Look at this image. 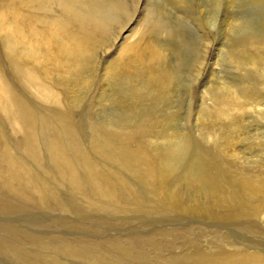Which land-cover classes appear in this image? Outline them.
I'll return each instance as SVG.
<instances>
[{
	"label": "rangeland",
	"instance_id": "rangeland-1",
	"mask_svg": "<svg viewBox=\"0 0 264 264\" xmlns=\"http://www.w3.org/2000/svg\"><path fill=\"white\" fill-rule=\"evenodd\" d=\"M0 1L1 5L3 1L8 0ZM120 1L129 14L120 13V19L110 27L107 43L109 44L113 37L115 43L106 54L100 53L102 49L95 50L90 69L83 75L84 78L87 77L85 89L79 91L72 99L65 95V100L59 104L37 102L29 92L31 90L23 86V81L20 83L19 73L11 65L16 50L12 46L11 49H5V41L2 39L7 37L0 26V74L8 81L12 102L20 107L18 102L21 98L27 107L30 106L28 110L33 112L30 113V118L33 114L34 123L33 129L24 126V130L23 125L27 123L25 117L18 127L11 122V113L9 115L0 110V264H212L214 257L223 256L227 259L230 255H259L264 258V177H261L264 176V63L259 61L256 67L248 63L249 58L254 55L256 58H264L262 45L260 50L256 49L259 45H251L252 42L248 39V36L256 33L255 36L258 37L264 32V0H234L233 6L228 8V0ZM135 19L137 22H134ZM156 20H160L164 30L152 27ZM125 21H128L127 24ZM130 27L132 29H129ZM133 27L137 30L131 32L135 29ZM139 27L140 30L142 28L141 31ZM127 34L131 36L126 43L146 34L150 37L154 35L156 40H162L160 37L166 35L164 40L158 41L165 43L163 41L167 39V56L159 67L161 72L170 75L167 90L145 92L142 96L134 98L129 96L132 91L129 87H133L134 83L130 82L131 85L127 86L122 79L103 80V68L112 65L113 61L110 59L113 60L118 53V50L114 51L122 43L120 36ZM10 51L12 55L9 54ZM8 57L11 58L10 61ZM232 92L238 97H242V93L248 95L249 98L245 95L244 98L239 97V100L248 106L241 111H228L225 116L219 115L220 103L228 100ZM77 97H80L79 100ZM40 103L50 107L44 108V104L42 109ZM54 105H59L60 108ZM59 109L67 116L58 114L64 117V120L57 115V112L61 113ZM16 126L20 130L17 131ZM30 130H33L32 134L28 135ZM30 136L32 138H29ZM124 137L125 140L128 138L126 141L130 140L129 143L122 139ZM102 138L107 140L104 141L106 146ZM28 139L32 142H28ZM119 139L117 146L121 149L124 145V152L121 151L127 153L125 156L122 152L118 153L120 149L115 148V142ZM122 140L125 143L121 144ZM127 143L131 148L129 145V149L125 146ZM107 145L109 148L112 146V152L108 151L110 149ZM114 149L117 152H114ZM99 151L101 154L104 152L105 156H101ZM128 151L133 155L139 151H147L146 164H142L139 159L137 162L141 163H134L136 158H132L133 155ZM230 151H233V154L229 153ZM86 154L89 159H86ZM63 155L67 157L68 162ZM7 156L11 163L14 161V164L19 166L18 169L24 167L25 175L19 189H12L7 182L10 168L6 163L9 160L4 158ZM90 159L93 160L89 162ZM121 159L125 163H119ZM60 160L63 162H59ZM78 161H81L82 166L77 165ZM129 161L134 163V166ZM171 161L173 163H169ZM69 168L76 172L78 168L79 179L76 172L74 175ZM89 168L93 171L97 168L95 173L102 177L98 178L97 174L94 177V172ZM227 169L229 173L226 172ZM86 170L91 171V174ZM128 171L130 173H127ZM113 172L118 175H113ZM150 172H153L152 175ZM83 173L85 176L93 175L94 178L85 177ZM108 174L116 176L113 178L110 175L108 178ZM147 175L150 178L146 177ZM16 176L20 177L21 174ZM182 176H186V181ZM69 177L80 180H77V184L81 182L83 188H80V185L74 187V183L72 186V181L68 183ZM117 177L119 182H113ZM86 178L91 179L90 184H86L88 187L84 185L89 181ZM104 178L111 181L106 182ZM242 180L245 181L244 185H241ZM109 182L116 184L110 185ZM102 183L106 187L104 189L109 188L112 193L103 191ZM94 184L97 188H94ZM219 186H223L222 189ZM98 188L102 190V194ZM253 188L257 189L258 193ZM95 189L99 192L96 193ZM78 190L83 193L79 191L82 196L77 193ZM113 190H116L117 195L113 196ZM152 191L157 192L158 196ZM103 193H107L108 197H103ZM84 194H87L90 201L84 198ZM150 194L159 198H153ZM109 196L114 197L113 200ZM105 198L106 200H101ZM115 200L118 201L115 203ZM168 203L173 206L169 207ZM177 203L180 205L176 206ZM181 207L183 208L180 211ZM192 208L196 210L194 214L197 212L195 215L192 214Z\"/></svg>",
	"mask_w": 264,
	"mask_h": 264
},
{
	"label": "bare ground",
	"instance_id": "bare-ground-1",
	"mask_svg": "<svg viewBox=\"0 0 264 264\" xmlns=\"http://www.w3.org/2000/svg\"><path fill=\"white\" fill-rule=\"evenodd\" d=\"M3 1V0H2ZM136 1V0H135ZM138 1V0H137ZM176 1V0H175ZM185 1V0H184ZM220 1V0H219ZM1 2V1H0ZM126 2V1H125ZM173 2V1H172ZM221 2V1H220ZM138 3V2H137ZM228 4L227 8L228 7H231L233 6V3H234V0H228V2H226ZM225 3V4H226ZM253 3V2H252ZM261 3V2H260ZM264 3V2H263ZM175 4V3H174ZM183 4V3H182ZM185 4V3H184ZM262 4V3H261ZM198 5V4H197ZM138 6V5H137ZM207 6V5H206ZM171 7V6H169ZM199 7V6H198ZM214 7V6H213ZM226 7V6H225ZM138 8V7H137ZM154 8V7H153ZM210 8V7H209ZM226 8V9H227ZM159 9V8H158ZM216 9V8H215ZM214 9V10H215ZM218 9V8H217ZM255 9V8H254ZM264 9V8H262ZM203 10L205 11V9L203 8ZM148 11V10H147ZM187 11V10H186ZM158 12V11H157ZM227 12H229L227 10ZM120 13L122 15L124 14H129L127 13V11L125 10V6L124 4L122 3V1L120 0H8V1H3L0 5V26H1V29L2 31L4 32V34L6 35V39H2L4 40L5 44V49H11V46L13 48H15L16 52H15V55H13V62L11 63V65L13 66V68L16 69V71L19 73V76H20V83H22L21 81H23V86H25L27 89L31 90L29 91L30 93L33 94V96L35 97V100L37 102H46V103H55V104H59L60 102H62V100L64 99L65 100V95L67 97H70V99H72L74 97V95H76L79 91H82L83 89H85L86 87V82H87V77H83L84 73L87 72L89 69H90V66H91V59L94 55V52L95 50L97 49H102L100 53L102 54H106L109 50V48H111V46L115 43V37H113L111 39V42L108 44L107 43V39L109 36V30H110V27L112 24H114L116 21H118V19H120L119 15ZM124 13V14H123ZM146 13V12H145ZM152 13V12H151ZM263 13V12H262ZM144 14V13H143ZM149 14V13H148ZM154 15L157 14V13H153ZM205 14V13H204ZM146 16V15H145ZM157 16V15H156ZM155 16V17H156ZM230 16V15H229ZM119 17V18H118ZM126 17V16H124ZM131 17V16H130ZM151 17V16H150ZM133 18V17H131ZM148 18V17H147ZM152 18H154V16H152ZM204 18V16H203ZM129 19V18H128ZM126 19V20H128ZM141 19V18H139ZM161 19V18H160ZM163 19V18H162ZM255 19V18H254ZM253 19V20H254ZM142 20V19H141ZM145 20V19H144ZM143 20V21H144ZM150 20V18H149ZM155 20V19H154ZM130 21V20H129ZM137 22V20L135 19L134 22ZM126 22V21H125ZM128 22V21H127ZM126 22V24H127ZM132 22V21H131ZM152 22V21H151ZM173 22V21H172ZM236 22V21H235ZM240 22V21H239ZM238 22V23H239ZM264 22V21H263ZM117 23V22H116ZM142 23V22H141ZM139 23V24H141ZM160 20H156L153 24L152 27H158L160 28V30H164L162 28V25H160ZM243 23V22H242ZM245 23V22H244ZM125 24V25H126ZM138 24V23H137ZM169 24V23H168ZM224 24V23H223ZM227 24V23H226ZM247 24V23H246ZM259 24V23H258ZM118 25V24H117ZM144 25V24H143ZM203 25V24H202ZM228 25V24H227ZM250 25V23H249ZM124 26V25H122ZM133 26V25H131ZM137 26V25H136ZM135 26V27H136ZM140 26V25H139ZM164 26V25H163ZM233 26V24H232ZM237 25H235V28H236ZM241 26V25H240ZM260 26V25H259ZM263 26V24H262ZM133 27V28H135ZM141 27V26H140ZM140 27H139V30H140ZM214 27V26H213ZM242 27V26H241ZM245 27V26H244ZM264 27V26H263ZM138 29V27H136ZM133 29V31L131 32H134V30H137V29ZM153 28V29H154ZM249 28V27H248ZM252 28V27H251ZM260 28V27H259ZM121 29V28H120ZM129 29H132L131 27ZM239 29V28H238ZM254 29V28H253ZM118 30V29H117ZM142 30V28H141ZM140 30V31H141ZM159 30V31H160ZM251 30V29H250ZM158 32V29L156 30ZM171 31V30H169ZM2 32V33H3ZM114 32V31H112ZM138 32V31H137ZM136 32V33H137ZM242 32V31H241ZM252 32V31H251ZM256 32V31H255ZM1 33V34H2ZM134 33V34H136ZM140 33V32H139ZM150 33V31H149ZM152 33V32H151ZM173 33V32H172ZM238 33V32H237ZM254 33V32H253ZM122 34V32H121ZM126 34V33H125ZM138 34V33H137ZM160 34V33H159ZM162 34V33H161ZM251 34V33H250ZM124 35V34H123ZM144 35V34H143ZM153 35V34H152ZM164 35V34H163ZM163 35L160 37L162 38V40H164L163 38L166 37H163ZM255 35H257L255 33ZM255 35H251L250 37L248 36V39H250L249 41L252 42L251 45H259V47L257 46L256 49H259L260 50V45H262V50H264V32L261 33L260 36H255ZM4 36V35H3ZM2 36V37H3ZM130 36L131 35H126V36H123L121 37L120 36V40L122 41L121 44H117L118 45V49H112L115 50L114 52H116L118 50V53L116 54V56L112 59H110V61H113L112 62V65L110 67H105L103 68V80H107V79H122L123 83L125 82V84L127 83V86H129L128 84H130V82L134 83L133 87H129L132 89L131 93L129 94L130 97H140V95L142 96L143 94H145V92H163L165 90H167V86H169V82L168 80L169 79V76L168 74H166L165 72H161L159 70V67L161 64H163L165 62V58L167 56V52H168V49H167V39L163 42L165 43H161L159 41H162L161 39H154V35L152 37H150V35L146 34V36H141L140 38H136L137 40L133 41V42H130V43H126L129 39H130ZM157 36V35H156ZM157 36V37H158ZM244 36V35H243ZM5 37V36H4ZM138 37V36H137ZM158 37V38H159ZM176 37V36H175ZM156 38V37H155ZM247 39V38H245ZM207 40V39H206ZM258 42H256V41ZM119 41V40H118ZM169 42V41H168ZM120 43V42H119ZM172 43V42H171ZM243 43V42H242ZM169 44V43H168ZM250 44V43H248ZM2 45V44H1ZM174 45V44H173ZM177 45V44H176ZM175 45V47H176ZM8 46V47H7ZM220 46V45H219ZM244 46V45H243ZM248 46V45H247ZM256 47V46H255ZM12 48V49H13ZM115 48V47H114ZM173 48V47H172ZM249 48V46H248ZM254 48V47H253ZM1 49V48H0ZM4 49V48H3ZM205 49V48H204ZM8 51V50H7ZM171 51V50H169ZM174 51V50H172ZM171 51V52H172ZM257 51V50H256ZM258 52V51H257ZM7 53V52H6ZM11 53V51L9 52V54ZM256 53V52H255ZM261 53V52H259ZM111 54V53H110ZM264 54V53H263ZM5 55H8V54H5ZM12 55V54H10ZM255 56V55H254ZM251 57L249 58V62L250 65H258V62H263L264 63V58H261L259 55L258 58L256 57ZM264 56V55H263ZM262 56V57H263ZM11 57V56H10ZM111 57V56H110ZM15 58V60H14ZM108 57H106L107 59ZM9 61L11 58H9ZM104 59V58H103ZM109 59V58H108ZM96 60V59H95ZM12 61V60H11ZM262 64V63H261ZM264 65V64H262ZM162 66V65H161ZM254 67V66H253ZM259 67H260V63H259ZM1 69V68H0ZM176 69V68H175ZM1 71V70H0ZM110 71V72H109ZM2 72V71H1ZM16 72V73H17ZM91 73V72H90ZM111 73V74H110ZM165 73V74H163ZM101 74V75H102ZM196 74V73H195ZM101 78V77H100ZM203 79V78H202ZM100 80V79H99ZM117 81V80H116ZM8 81H5V78L3 77V74H0V110H3V112H7L9 115L12 114V120L11 122L14 123V125H17L18 127L21 126V120L25 117V119H27V121L25 120V125H23V129H24V126L25 128L27 129H33V114L30 118V113H33L32 111H29L28 107L30 106H26L24 104V101L20 98V107H17L16 103L12 102V92H11V89L9 88V85L7 83ZM102 82V81H101ZM121 83V82H120ZM113 84V83H112ZM110 85V84H109ZM115 85V84H114ZM131 85V84H130ZM113 86V85H112ZM122 86V85H120ZM21 87V86H20ZM88 87V86H87ZM109 88V87H108ZM167 88V89H166ZM233 88V87H232ZM21 90V89H20ZM25 90V89H24ZM105 90V89H104ZM22 91V90H21ZM103 91V90H102ZM124 91V90H123ZM85 92H83L84 94ZM231 93V92H230ZM239 93V92H238ZM236 93V94H238ZM16 94V93H15ZM23 94V93H22ZM79 94V93H78ZM91 94V93H90ZM125 94V93H124ZM167 94V93H166ZM245 95V93H242ZM26 95V94H25ZM232 96L229 97L228 100L220 103V110H219V115H226V113L228 111H241L245 108V106H248V105H245L242 101H240L239 99H241L242 97L244 98V95H239V98L238 95H235V93L232 92L231 94ZM248 95H245V97L247 98ZM33 97V98H34ZM76 97V96H75ZM78 98V97H77ZM80 98V97H79ZM78 98V100H79ZM101 98V97H99ZM127 98V97H126ZM228 98V97H227ZM249 98V96H248ZM129 99V98H128ZM138 99V98H137ZM69 100V99H68ZM249 100V99H247ZM35 101V102H36ZM243 101L245 102L246 100L243 99ZM244 105H243V104ZM249 102H247L248 104ZM41 104V103H40ZM45 104V103H44ZM43 104V105H44ZM77 104V103H76ZM136 104V103H135ZM134 104V105H135ZM140 104V103H139ZM38 105V104H37ZM42 104L40 105L43 106ZM47 104H45L43 107L44 108H47V107H50V106H46ZM129 105V104H128ZM251 104L249 103V106ZM35 106V105H34ZM54 106H57V105H54ZM59 106V105H58ZM57 106V107H58ZM39 107V105L37 106V108ZM42 108V107H41ZM60 108V107H58ZM43 109V108H42ZM32 110V109H31ZM46 110V109H45ZM61 111V109H59ZM39 111L41 112L40 108H39ZM44 111V110H43ZM52 111V110H50ZM48 111V113L50 112ZM58 111V110H56ZM53 112V111H52ZM6 113V114H7ZM11 113V114H10ZM39 113V112H38ZM47 113V115H48ZM53 113H56V112H53ZM95 113V112H94ZM4 114V113H3ZM44 114V112H42V115ZM60 114L61 116L64 115V117H67L65 116V114L61 111V113L57 112V115ZM40 115V114H39ZM54 115V114H53ZM56 115V114H55ZM59 116V115H58ZM50 117V115H49ZM60 117V116H59ZM58 117V119H59ZM64 117H60L61 119H63ZM53 118V117H52ZM55 118V117H54ZM53 118V119H54ZM70 119V118H69ZM217 119V118H216ZM36 120V119H35ZM40 120V119H39ZM60 120V119H59ZM64 120V119H63ZM41 121V120H40ZM10 123V124H12ZM13 125V126H14ZM53 125V124H52ZM17 126H16V129H17ZM15 127V126H14ZM60 128V127H59ZM22 129V127H21ZM26 129V132L28 131ZM70 129V128H69ZM20 130L17 129V131ZM25 130V129H24ZM65 130V129H64ZM33 131V130H32ZM32 131L30 130V132H28V135L32 134ZM27 134V133H26ZM111 137V136H110ZM29 138H32L31 136ZM71 138V137H70ZM108 138V137H107ZM106 138V139H107ZM104 139V138H102ZM109 139V138H108ZM111 139V138H110ZM109 139V140H110ZM125 140V137L122 138ZM128 138H126L127 140ZM34 140V139H33ZM95 140V139H94ZM108 140V141H109ZM124 140L121 141V144L122 143H125V142H128L125 140V142H123ZM28 142L31 141L30 139L27 140ZM104 141H107V140H103V144H104ZM113 141V140H112ZM115 141V140H114ZM119 140H116V146H117V142H119ZM27 142V143H28ZM32 142V141H31ZM54 142V141H53ZM52 142V143H53ZM96 142V141H95ZM108 143V142H107ZM111 143V141H110ZM126 144L125 146L130 147V144ZM133 143V142H132ZM136 145H137V142H135ZM97 144V143H96ZM112 144V143H111ZM140 144V143H139ZM142 144V143H141ZM57 145V144H56ZM99 145V144H98ZM106 146V143L104 144ZM144 145V144H143ZM145 145H147L145 143ZM228 145V144H227ZM95 146V145H93ZM103 146V145H102ZM109 145H107L108 147ZM115 148H119V145ZM124 146V145H122ZM121 146V149L118 151V153L120 154V152H122L123 148ZM134 148H137L135 147ZM128 147V149H129ZM228 147V146H227ZM60 148V146H59ZM62 148V147H61ZM104 148V146H103ZM106 148V147H105ZM109 148V147H108ZM107 148V149H108ZM112 148V146L110 147ZM109 148V149H110ZM131 148V147H130ZM144 148V147H142ZM54 149H55V146H54ZM99 149V148H98ZM102 149V147H101ZM113 149V148H112ZM112 149L108 150V151H111ZM133 149V147H132ZM139 149V148H138ZM145 149V148H144ZM103 150V149H102ZM122 150V151H121ZM126 150V149H125ZM134 150V149H133ZM137 150V149H136ZM135 150V151H136ZM140 150V149H139ZM143 150V149H142ZM147 150V149H146ZM226 150V149H225ZM105 151V150H104ZM134 151V152H135ZM145 151V150H144ZM141 153L139 151L136 152L137 154H132L130 151H128V153L130 152L133 156L136 158V160L134 161V163L137 162V160H142L141 162H143L142 164H146L145 160H146V152ZM175 151V150H174ZM95 152V151H94ZM103 152V151H102ZM107 152V150H106ZM112 152V151H111ZM114 152H117L115 151L114 149ZM113 152V153H114ZM124 152V151H123ZM122 154L126 155L127 153H123ZM172 152V151H171ZM233 154V151H230L229 153ZM64 153L65 155L68 156V154H66L67 152L64 150ZM99 153L101 154V151H99ZM173 153H176V152H173ZM60 154V153H59ZM63 154V153H62ZM85 154V153H84ZM83 154V155H84ZM96 154V153H95ZM104 154V152L101 154V156ZM109 154V153H108ZM117 157L118 155L116 153H114ZM121 154V155H122ZM237 154V153H236ZM79 154H77L78 156ZM82 155V153L80 154V156ZM111 155V154H110ZM124 155V156H125ZM155 155V154H154ZM171 155V154H169ZM75 156V154L73 155ZM79 156V157H80ZM87 156V154H86ZM105 156V155H103ZM120 156V155H119ZM173 156V155H172ZM231 157V155H229ZM62 157V156H61ZM63 157L65 158L66 156L63 155ZM62 157V158H63ZM78 157V158H79ZM84 157V156H83ZM88 157V156H87ZM108 157V155L106 156ZM121 157V156H120ZM148 157V156H147ZM151 157V156H150ZM153 157V156H152ZM168 157H171V156H168ZM201 157V156H200ZM5 159L9 160L8 159V156L7 157H4ZM63 158V160H64ZM70 158V157H68ZM76 158V157H75ZM104 158V157H103ZM122 158V157H121ZM164 158V157H161V159ZM53 159V157H52ZM66 161L68 162L67 160V157L65 158ZM80 159V158H79ZM86 159H89L86 158ZM113 159V158H112ZM117 159V158H116ZM115 159V160H116ZM119 159V158H118ZM128 159H131V158H128ZM127 159V160H128ZM160 159V160H161ZM173 159V158H172ZM239 159V158H238ZM59 160V159H58ZM76 161L78 160L77 158L75 159ZM81 160V159H80ZM93 160V159H92ZM91 159L88 160L89 162L92 161ZM108 160H109V157H108ZM124 160H125V157H124ZM132 161L134 159H131ZM130 160V161H131ZM62 160H60L59 162H61ZM82 161V160H81ZM80 161V162H81ZM86 161V160H85ZM122 159L119 163H122ZM129 161V162H130ZM150 161V159H149ZM153 161V160H152ZM164 161V160H163ZM63 162V161H62ZM61 162V163H62ZM66 162V163H67ZM79 162V161H78ZM79 162V164L77 165H80L81 163ZM111 162V161H110ZM127 162V163H129ZM141 162H137V163H141ZM220 162V161H219ZM5 163V162H4ZM6 163H8V165H10V168H9V171H8V179H7V182L8 184L11 186L12 189H19V185L22 181V177H24L25 174H23V168L24 167H20V169H18L19 166L15 165L14 164V161L11 163V161H7ZM55 163V162H54ZM65 163V165H66ZM123 163H125L123 161ZM132 163V162H130ZM134 163L133 166H134ZM148 163V162H147ZM151 163V162H150ZM150 163L148 165H150ZM154 163H155V160H154ZM161 163V162H160ZM169 163H173L172 161L169 162ZM230 163V162H229ZM18 164V163H17ZM60 164V163H59ZM87 164V163H85ZM84 164V165H85ZM91 164V163H90ZM89 164V165H90ZM93 164V163H92ZM96 164V163H95ZM107 164V163H106ZM111 164V163H110ZM131 164V166H132ZM164 162L162 163V166ZM64 165V163H63ZM94 165V164H93ZM104 165V164H103ZM123 165V164H121ZM130 165V164H129ZM138 165V164H137ZM136 165V168H138V166ZM161 165V164H160ZM167 165V164H165ZM214 165V164H213ZM58 166V165H57ZM69 166H71L69 164ZM68 166V167H69ZM82 166V164H81ZM91 166V165H90ZM124 166V165H123ZM127 165L125 164V168ZM146 167H148L147 165H145ZM159 166V165H158ZM161 166V167H162ZM171 166V165H169ZM173 166V165H172ZM195 166V165H194ZM220 166V165H219ZM8 167V166H7ZM86 167V166H85ZM87 167H89L87 165ZM94 167V166H93ZM92 167V168H93ZM198 167V166H197ZM215 167V166H214ZM66 168V167H65ZM74 170L75 168L72 167ZM72 168H69L70 171ZM92 168H89L92 172H94V177H95V174H97V172L95 173V171H97L95 169V171L92 170ZM129 168V167H128ZM131 168V167H130ZM133 168V167H132ZM149 168V167H148ZM158 168V167H156ZM192 168V167H191ZM194 168V167H193ZM213 168V167H212ZM219 168V167H218ZM72 169V171H73ZM87 169V168H86ZM141 169V168H139ZM150 169V168H149ZM152 169L155 170V168L152 167ZM173 169V168H172ZM171 169V170H172ZM184 169V168H183ZM206 169V168H205ZM26 170V169H25ZM128 170V169H127ZM132 170V169H131ZM136 170V169H134ZM151 170V169H150ZM166 170V169H165ZM168 170H169V167H168ZM196 170V169H195ZM226 170V169H225ZM229 169H227L226 172H228ZM239 170V169H238ZM59 171H61L59 169ZM88 171V170H86ZM91 171H88V174L90 172L91 174ZM106 171V170H105ZM126 171V170H125ZM143 171L145 172V170L143 169ZM159 171V170H158ZM163 171V170H162ZM161 171V172H162ZM167 171V170H166ZM232 171V169H231ZM69 172V171H68ZM76 172V171H73V173ZM85 172V171H84ZM103 172V171H102ZM100 172V173H102ZM136 172V171H134ZM165 172V171H163ZM174 172V171H173ZM211 172V171H210ZM220 172V171H219ZM230 172V171H229ZM228 172V173H229ZM6 173V172H5ZM21 174L20 177L16 176V174ZM78 168H77V172H76V175L78 174ZM98 173H99V170H98ZM104 173V172H103ZM107 173V172H106ZM110 173V172H108ZM112 173V172H111ZM127 173H130L129 171ZM133 173V172H132ZM140 173V172H138ZM149 173V172H148ZM146 173V174H148ZM151 175L153 172H150ZM161 176V173L158 172ZM167 173V172H166ZM222 173V172H221ZM225 173V172H223ZM243 173V172H242ZM68 174V173H66ZM84 174V173H83ZM82 174V175H83ZM87 174V172L85 173ZM84 174V176H85ZM93 174V173H92ZM116 174L113 172V175ZM156 174V173H155ZM165 174V173H164ZM163 174V175H164ZM168 174V173H167ZM176 174V173H175ZM187 174V171L186 173ZM195 174V173H194ZM210 174V173H209ZM216 174V173H215ZM232 174V173H231ZM75 175V173H74ZM98 175V174H97ZM104 176H106V174H103ZM111 176H113L112 174H110ZM110 175L108 174V178H110ZM118 175V173L116 174ZM115 175V176H116ZM149 175V176H151ZM204 175V174H203ZM206 175V174H205ZM211 175V174H210ZM224 175V174H223ZM228 175V174H227ZM236 175V174H235ZM234 175V176H235ZM243 175V174H242ZM241 175V176H242ZM257 175V174H255ZM263 175V174H262ZM70 176V175H68ZM72 176V174H71ZM80 176V174H79ZM77 175V178L79 177ZM88 175H86L85 177H87ZM93 177V175H91ZM91 176H88V177H91ZM99 176V177H98ZM96 177L100 178V176L102 177V175H98ZM113 176V178L115 177ZM135 176V175H134ZM141 176V175H140ZM158 176V175H157ZM190 176V175H189ZM233 176V174L231 175ZM91 177V179H92ZM93 177V178H94ZM137 177V176H136ZM148 177V175L146 176ZM163 177V176H162ZM175 177V176H174ZM186 177V176H185ZM185 177L182 176V178L184 179ZM196 177V176H195ZM209 177V176H208ZM213 177V176H212ZM217 177V176H216ZM215 177V178H216ZM221 177V176H220ZM225 177H227L225 175ZM244 177V176H243ZM257 177V176H256ZM261 177H264V176H261ZM71 177H69L70 179ZM72 178H74L73 180H75V182L72 180ZM70 180L68 179V183L69 181H72V186H73V183H74V187L77 185H80L78 183L77 184V179L75 177H72ZM122 178V177H121ZM150 178V177H148ZM154 178V176H153ZM153 178L151 179V181L153 180ZM173 178V177H172ZM179 178V177H178ZM193 178V177H192ZM211 178V177H210ZM223 178V177H222ZM229 178L231 179L230 177V174H229ZM242 178V177H240ZM245 178H248L245 176ZM244 178V179H245ZM84 179V178H83ZM87 180L89 179V181H86V183L84 185L87 184V182H89L90 184V178H86ZM107 179V178H106ZM104 178V180H106ZM117 179V181H116ZM115 179V181L113 182H119V178L117 177ZM119 179V180H118ZM137 179V178H136ZM156 179V178H155ZM162 179V178H161ZM174 179V178H173ZM182 179V180H183ZM207 179V178H206ZM220 179V178H218ZM234 179V178H233ZM236 179V177H235ZM243 179V178H242ZM255 179V178H254ZM253 179V180H254ZM261 179V178H260ZM100 180V179H99ZM103 180V181H104ZM113 180V179H112ZM147 180V178H146ZM158 180V178H157ZM167 180V179H166ZM164 180L165 182H168L169 181H166ZM241 180V179H240ZM63 181V180H61ZM60 181V182H61ZM65 181V179H64ZM80 181V180H78ZM82 181V180H81ZM85 181H82V182H85ZM97 182V178L94 179V182ZM107 181H111V179H108L106 180ZM140 181V180H138ZM150 181V182H151ZM177 181V180H176ZM184 181H186V179H184ZM188 181V180H187ZM195 181V179L193 180ZM214 181V180H213ZM217 181V180H216ZM215 181V182H216ZM231 181V180H230ZM244 180H242V183L241 181L238 182L239 184L241 183V185H244L245 183H243ZM93 182V183H94ZM95 182V183H96ZM172 182V181H171ZM174 182V181H173ZM180 182H181V179H180ZM190 182V181H189ZM209 182V181H208ZM214 182V184H215ZM224 182V181H222ZM245 182V181H244ZM255 182L257 183V180H255ZM101 183V181H100ZM111 183V182H109ZM109 183H106L109 184ZM115 183V184H116ZM121 183V181H120ZM143 183V182H142ZM141 183V184H142ZM164 183V182H163ZM178 183V182H177ZM176 183V184H177ZM184 183V182H183ZM200 183V182H198ZM206 183V181H205ZM213 183V182H212ZM226 183V182H225ZM231 183V182H230ZM247 183V182H246ZM71 184V183H70ZM114 183H111L110 185H112ZM114 184V185H115ZM126 184V183H125ZM167 184V183H166ZM165 184V185H166ZM171 184V183H169ZM182 184V182H181ZM193 184L195 185V183L193 182ZM96 186V184H94ZM99 185V183L97 184V186ZM113 185V186H114ZM123 185V184H122ZM121 185V186H122ZM148 185H150L148 183ZM164 185V184H163ZM163 185L161 187H163ZM187 185V184H186ZM199 185V184H198ZM221 185V184H219ZM264 185V184H263ZM71 186V187H72ZM81 186V185H80ZM78 186V187H80ZM91 186H93L92 184V181H91ZM94 188H97V186ZM101 186V184H100ZM99 186V187H100ZM109 186V185H108ZM120 186V187H121ZM168 186V184H167ZM183 186V185H182ZM188 186V185H187ZM186 186V187H187ZM209 186V184H208ZM237 186V185H236ZM246 186V185H245ZM244 186V187H245ZM73 187V188H74ZM86 187H88L86 185ZM85 187V189L87 190V188ZM105 185L103 186V183H102V189L103 191L107 190L109 192L112 193V190L111 189H104ZM112 187V186H111ZM119 187V185H118ZM123 187V186H122ZM121 187V188H122ZM173 187V185H172ZM175 187V186H174ZM179 187V186H178ZM192 187V186H191ZM197 187V186H195ZM212 187V185H211ZM218 188V186H216ZM223 187V186H222ZM222 187L219 186V188L222 189ZM225 187V185H224ZM243 187V186H242ZM249 187V185H248ZM256 188V186H254ZM264 187V186H263ZM80 188H83L82 186ZM93 188V187H92ZM101 188V187H100ZM106 188V187H105ZM113 188V187H112ZM164 188V187H163ZM177 188V187H176ZM202 189V187H200ZM209 188V187H208ZM213 188V187H212ZM215 188V186H214ZM216 188V189H217ZM253 188V190L257 191V189ZM260 188V187H259ZM262 188V187H261ZM260 188V189H261ZM75 189V188H74ZM99 189V188H98ZM97 189V191H98ZM116 189V188H115ZM151 189V188H150ZM149 189V190H150ZM165 189H168V188H165ZM163 189V191L165 190ZM174 189V188H173ZM185 189V188H184ZM188 189V188H187ZM210 189V188H209ZM220 189V192L222 191ZM246 189V188H245ZM90 192V187L88 189ZM100 192L102 191L101 189H99ZM123 190H126V189H123ZM148 190V189H147ZM157 190V189H156ZM192 190V189H191ZM194 190V189H193ZM238 190V189H237ZM242 190V189H241ZM246 190L249 191V189L247 188ZM19 191V190H18ZM76 191V190H75ZM80 190H78L77 193H80L79 192ZM84 191V189H83ZM89 191L87 192L89 196H91V194H89ZM96 189H95V192L97 193ZM105 191V192H107ZM114 191V195H117L115 194V191L116 190H113ZM130 190H128L129 192ZM162 191V192H163ZM201 192V190H199ZM197 190V192H199ZM205 191V190H204ZM213 191V190H212ZM219 191V190H218ZM240 190H238L239 192ZM16 192V191H15ZM93 192H94V189H93ZM99 192V191H98ZM107 192V193H109ZM153 192V191H152ZM166 192V190H165ZM169 192V191H168ZM237 192V193H238ZM241 192V191H240ZM239 192V193H240ZM243 192V191H242ZM264 192V191H263ZM17 193V192H16ZM82 193V192H81ZM80 193V195L82 196V194ZM85 193V192H84ZM94 194L95 195V198H96V195L97 194ZM107 193H103L105 194V196L103 197H108V194ZM124 193V192H123ZM156 194L157 192H153V194ZM183 193V192H182ZM189 193V192H188ZM194 193V192H193ZM203 193V192H202ZM238 193V194H239ZM249 193V192H248ZM258 193V191H257ZM93 194V193H92ZM102 194V192H101ZM125 194V193H124ZM128 194V193H127ZM154 194V195H155ZM159 194V192H158ZM179 194V193H178ZM201 194V193H200ZM210 194V192H209ZM212 194H214L212 192ZM216 194V192H215ZM221 194V193H219ZM236 194V193H235ZM237 194V195H238ZM244 194V193H243ZM247 194V193H246ZM245 194V195H246ZM263 194V193H261ZM43 195V193L41 194ZM87 194H84V196H86ZM100 195V194H99ZM110 195V194H109ZM123 195V194H122ZM151 196H153L152 194H150ZM157 195V194H156ZM167 195V193H166ZM172 195V194H171ZM180 195V194H179ZM193 195V194H192ZM191 195V196H192ZM198 195V194H197ZM203 195V194H202ZM208 195V194H207ZM231 195V194H230ZM241 195V194H239ZM248 195V194H247ZM254 195V193L252 194ZM129 196V195H127ZM150 196V198L152 199L153 201V198H155L153 196V198ZM158 196V195H157ZM169 196V195H168ZM176 196V195H175ZM174 196V197H175ZM214 196V195H213ZM216 196V195H215ZM244 196V195H243ZM102 197V198H103ZM111 198V196H109ZM121 197V196H119ZM118 197V198H119ZM148 197V195H147ZM146 197V198H147ZM163 197V196H162ZM173 197V198H174ZM177 197V196H176ZM179 197V196H178ZM240 197V196H239ZM242 197V195H241ZM260 197V195L258 196ZM264 197V196H263ZM84 198H87L88 200L90 198H88L87 196L84 197ZM99 198V197H98ZM114 198V197H112ZM111 198V200H113ZM116 198V197H115ZM123 198V197H122ZM125 198V197H124ZM156 198H159V197H156ZM166 198V197H165ZM169 198H172V197H169ZM192 198V197H191ZM216 198V197H215ZM220 198V197H219ZM109 199V198H108ZM129 199V198H128ZM127 199V200H128ZM135 199V198H134ZM162 199V198H161ZM160 199V200H161ZM175 199V198H174ZM181 199V198H180ZM210 199V198H208ZM241 199V198H240ZM263 199V198H262ZM91 200H92V197H91ZM101 200H106L105 199H101ZM126 200V199H124ZM147 200V199H146ZM145 200V201H146ZM169 200V199H167ZM178 200V198H177ZM219 200V199H218ZM251 200V199H250ZM256 200V199H255ZM90 201V200H89ZM118 200H115V203L117 202ZM123 201V199H122ZM130 201H133V200H130ZM129 201V203H130ZM141 201V200H140ZM155 201V200H154ZM156 201H159V200H156ZM174 201V200H173ZM173 201H168V202H173ZM181 201V200H180ZM188 201V200H187ZM195 201V200H194ZM202 201V200H201ZM242 201V200H241ZM240 201V202H241ZM257 201V200H256ZM94 202V201H92ZM96 202V201H95ZM107 202V201H105ZM114 202V201H113ZM148 202V201H147ZM162 203L163 202V199L161 201ZM178 202V201H177ZM184 202V201H183ZM212 202V200H211ZM210 202V203H211ZM214 202V201H213ZM212 202V203H213ZM244 202V201H243ZM249 202V201H248ZM264 202V201H263ZM262 202V203H263ZM104 203V201H103ZM126 204H128L126 201H125ZM175 203V202H174ZM186 203V202H185ZM219 203V202H218ZM252 203V202H251ZM96 204V203H95ZM123 204V203H122ZM122 204H119L122 206ZM155 204V203H154ZM157 204V203H156ZM159 204V203H158ZM157 204V205H158ZM169 207L173 206L171 203H168ZM189 204V202H188ZM214 204V203H213ZM212 204V205H213ZM255 204V203H253ZM105 205H110L112 206V204H106ZM117 205V204H116ZM161 205V204H160ZM158 205V206H160ZM176 205V204H175ZM174 205V206H175ZM180 205V204H179ZM178 203L176 206H179ZM197 205V203H196ZM204 205V204H203ZM216 205V204H215ZM218 205V204H217ZM221 205V204H220ZM242 205V204H241ZM245 205V204H244ZM247 205V204H246ZM261 205V204H259ZM98 206V204H97ZM109 206V207H110ZM120 206V207H121ZM124 206V205H123ZM129 207V205H127ZM164 206V205H162ZM186 206V205H185ZM207 206V205H206ZM249 206V205H248ZM246 206V207H248ZM257 206V205H255ZM254 206V208H256ZM108 207V206H107ZM119 207V208H120ZM142 207V206H141ZM184 207V205H183ZM181 207L180 208V211L181 209L183 208ZM198 207V205H197ZM213 207V206H212ZM233 207V206H231ZM260 207V206H259ZM111 208V207H110ZM113 208V207H112ZM115 208V207H114ZM161 208V207H160ZM167 208V207H166ZM205 208V207H204ZM214 208V207H213ZM163 209V208H162ZM172 209V208H171ZM174 209V208H173ZM177 209V207H176ZM187 209H188V206H187ZM193 209V208H192ZM196 209V207H195ZM193 209V213L199 208H197L196 210ZM166 210V209H165ZM169 210V209H167ZM178 210H179V207H178ZM190 210V209H189ZM195 210V211H194ZM214 210V209H213ZM243 210V209H242ZM253 210V209H252ZM171 211V210H169ZM174 211V210H173ZM187 212V211H186ZM192 212V211H191ZM190 212V213H191ZM260 212V211H259ZM258 212V213H259ZM197 213V212H196ZM195 213V214H196ZM199 213V211H198ZM255 213V212H253ZM124 214V213H123ZM194 214V215H195ZM256 214V213H255ZM211 215V214H209ZM214 215V214H213ZM242 215V214H241ZM225 216V215H224ZM243 217V216H242ZM245 221V220H244ZM249 224V223H247ZM234 226V225H233ZM230 255V254H229ZM243 255H240V256H233L231 257V255L225 259V257L222 258L221 257H214L215 259H212V260H215V261H211L212 264H221V262L225 261L224 264H264V258L263 257H259V255L257 256H253V257H241ZM231 257V258H230ZM220 258L222 260H220ZM204 259V258H203ZM211 260V258H209ZM217 259V260H216ZM206 260V259H204ZM207 261V260H206ZM105 262V261H104ZM203 263V261L201 262ZM108 264V263H107ZM200 264V263H199ZM206 264V263H205ZM208 264V263H207Z\"/></svg>",
	"mask_w": 264,
	"mask_h": 264
}]
</instances>
